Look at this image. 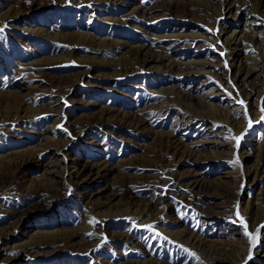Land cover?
I'll return each instance as SVG.
<instances>
[{
    "label": "rangeland",
    "instance_id": "obj_1",
    "mask_svg": "<svg viewBox=\"0 0 264 264\" xmlns=\"http://www.w3.org/2000/svg\"><path fill=\"white\" fill-rule=\"evenodd\" d=\"M218 1L0 0V115H30L0 122V175L28 159L3 175L0 264H212L214 250L224 264H264V0H238L237 17ZM82 38L94 42L75 49ZM140 47L163 56L145 65ZM103 111L109 124L72 131ZM129 116L145 125L121 124ZM169 138L193 157L167 156ZM161 157L179 171L151 168ZM176 173L234 192L198 203ZM25 185L66 193L45 206Z\"/></svg>",
    "mask_w": 264,
    "mask_h": 264
},
{
    "label": "bare ground",
    "instance_id": "obj_2",
    "mask_svg": "<svg viewBox=\"0 0 264 264\" xmlns=\"http://www.w3.org/2000/svg\"><path fill=\"white\" fill-rule=\"evenodd\" d=\"M32 2L34 1V0H31ZM86 1H89V0H86ZM229 1V2H228ZM228 1H226V0H219L218 1V4H216L217 5V7H216V9H220V10H223V9H227L226 11H228V13H227V15H229V16H231V15H234L235 17H237L238 15V13H239V10L240 9H238V8H240L239 6H240V4H239V2H238V0H228ZM40 4V3H39ZM242 6V5H241ZM23 8H25L26 9V7H23ZM153 8H155V6L153 7ZM29 9V8H28ZM151 8H149V10H150ZM159 9H161L162 11H164L165 13H170V12H172V6H170V5H166V4H163ZM138 10V9H137ZM136 10V11H137ZM158 10V9H157ZM153 12H154V9H153ZM160 12V11H159ZM236 12H237V14H236ZM139 13H140V11H139ZM184 13H187L189 16H194V14L195 13H191L189 10H188V8H186V10L184 11ZM235 13V14H234ZM162 14V13H161ZM140 16L142 17V18H148V17H150V12H141L140 13ZM158 17H162V15H154V16H152L151 18L152 19H156V18H158ZM141 18V19H142ZM150 18V19H151ZM94 42V40H87V39H84V38H82V39H80V41L78 40L77 41V43L76 44H74V45H72L74 48H75V46H77V47H80V46H83V45H87V44H92ZM155 42V41H154ZM235 43V42H234ZM233 43V44H234ZM74 48H72V49H74ZM76 49V48H75ZM133 56L138 60V58L141 56L142 57V59H143V64H145V65H147L149 62H153V61H158L159 62V60L162 58V56L163 55H161V54H156V53H154L153 51H151L150 49H146L145 47H140V48H138L136 51H135V53L133 54ZM165 58V57H164ZM172 66V65H171ZM177 69L178 70V68H180L177 64L176 65H173L172 67H170L169 69ZM172 71V70H171ZM253 73L252 72H250L249 70H246V69H241V70H239V73H238V75H239V80L241 81V82H244L249 76H251ZM71 79L72 80H74V79H82V75H75L73 78L71 77V78H69V79H67V80H61V82H63L64 81V83L62 84L63 86H58L59 88H60V90H63L62 92H63V95H68V94H70V90H68V92H65L64 93V89H67V88H70V87H72L73 85H75L74 83H76V80H74V81H72L71 82ZM79 80H78V82H79ZM8 104V103H7ZM9 107V106H8ZM10 112V111H9ZM111 113L109 112V111H103L102 113H101V117H100V119L99 120H95V121H90V122H88V123H82V124H75V123H73L74 124V126H73V128H72V131L74 132V133H76V134H79L78 132H79V130H77V129H75V125H77V126H80L81 128H85V127H87L88 125H91V124H103L104 125V123H108L109 124V122H110V120H112V118L113 117H109V115H110ZM30 117V115L28 114V112H27V109L26 108H24V106H22V105H20L19 107L18 106H16V108H15V110L12 112H10L8 115H5V116H3V115H0V122L2 121V123L3 122H5V121H8V120H19V119H27V118H29ZM153 117V116H152ZM117 118V117H116ZM144 118V117H143ZM146 121V120H145ZM145 121H144V119H142V117L140 118V116H133V117H128V119L127 120H125V119H122V122H121V124H123V125H125L126 127H128V128H134V129H140V128H142L144 125H145ZM6 125V124H5ZM102 125V126H103ZM94 126V125H93ZM78 128V127H77ZM79 129V128H78ZM172 138H169V139H167L165 142H164V148H165V152H166V155L167 156H170L172 159H175V158H177V159H179V160H181V161H184L185 159H190V158H192L193 156H192V154L190 153V152H187V151H183L184 153H182L181 151V149H180V145H177V143L176 142H173L172 140H171ZM163 148V149H164ZM28 164V159L27 160H21V161H18V162H14L13 164H11L10 166H8V167H5V168H3L2 170H4L3 172H2V174L3 175H5V174H8V173H13V174H11L10 176V178H9V180L11 179V178H14L15 177V175H16V173H18V172H20L21 170H22V168L24 167V166H26ZM151 168H157V170H161V171H164V173H166L167 171H169V170H171V169H173V168H178V166L177 165H175L173 162H169L168 160H167V157H161V158H158L156 161H154V166L153 167H151ZM100 171H98L97 172V176H104V173H105V171H106V167H102V168H100L99 169ZM176 170V169H175ZM178 171H179V168H178ZM6 172V173H5ZM16 172V173H15ZM177 172V171H176ZM169 173V172H168ZM3 175H0V189H1V187H3V185H4V182H6V181H9L8 180V177L6 178V176H3ZM167 175V177H172L174 180H176L177 181V183L181 186V187H183V188H185V189H187L189 192H191L192 193V195H194V197L196 198V200H197V202L198 203H202V202H200V199H202V196L203 195H205V196H208V197H211V196H213L214 197V195L213 194H215V195H217V197L219 198V199H227L228 197H229V195L231 194V193H233L234 192V189H232V190H230V189H218V188H214V187H211V186H204V185H202L200 182H199V180H195L194 182H191L189 179H188V176H185V175H182V174H180V173H176V174H166ZM160 179V177H155V176H149L147 179H146V181L144 182V183H151V181H158ZM161 180V179H160ZM169 181V180H168ZM167 181V182H168ZM166 182V183H167ZM141 183H143V182H141ZM164 183V182H163ZM166 183H164V184H166ZM134 184H138V183H133V182H131V181H125L123 184H120L119 185V190H121L122 191V193H123V195H127L128 197H129V199H130V204L131 205H133V203L134 204H137V200L135 199V197H134V194H133V191H132V189H131V187L134 185ZM141 185V184H140ZM113 186H114V184H113ZM179 186V187H180ZM116 187V186H115ZM142 187V186H141ZM150 188V187H149ZM176 188V187H175ZM174 188V189H175ZM154 189V188H153ZM21 192L24 194H26V195H30V194H28V193H30V192H34L33 194H35L34 196H37L39 199H40V202H41V204H48V205H50V203H52V201H53V199L54 198H57V197H61L64 193H66V190L64 189V187H60V186H57V188H55V187H53L52 189H46V188H42V187H33V188H31L30 189V187L28 188L26 185L24 186V187H21ZM115 190V189H114ZM119 190L117 191L116 190V192L113 194V196L112 197H116V196H118L119 195ZM2 192V191H1ZM27 192V193H26ZM137 192V191H136ZM161 192V191H160ZM159 193H157V195H158ZM136 195V194H135ZM163 196V195H162ZM183 196H184V194H183ZM187 196V195H186ZM157 197V196H156ZM160 197V196H159ZM182 197V196H181ZM189 198V197H188ZM190 199V198H189ZM188 200V199H187ZM158 201V200H157ZM154 202V201H153ZM153 202H151V201H148V202H146L144 205L146 206V209L147 210H149V211H151V210H155L154 208H155V204L153 203ZM186 202V201H185ZM192 203V202H191ZM197 204V203H196ZM46 206V205H45ZM103 205H101V206H97L96 208H100V207H102ZM157 206H158V204H157ZM192 206V205H191ZM184 207H185V205H184ZM196 208V207H195ZM198 208V207H197ZM199 209V208H198ZM201 209H203V208H201ZM206 209V208H205ZM204 210V209H203ZM202 210V212L204 213V215L205 216H212V215H216V214H218V212L214 209V208H211V207H209L208 208V210L207 211H203ZM187 211V210H186ZM5 212H7V211H5ZM158 213H160V212H158ZM11 215H16V213H12ZM196 215H197V213H196ZM6 216V215H5ZM204 216V217H205ZM179 219V218H178ZM180 221V220H179ZM204 221V220H203ZM112 236L114 237V235L112 234ZM75 237H79V233H77V234H75L74 235V238ZM128 239V238H127ZM126 239V240H127ZM130 240H132V239H130ZM136 241V240H135ZM130 243V242H129ZM41 245H43V246H51L50 245V243H44V244H41ZM40 245V246H41ZM139 245V244H138ZM135 246V245H134ZM140 246V245H139ZM32 247V246H31ZM144 247V246H143ZM146 248H148V247H146ZM30 249H32V248H30ZM144 249V248H143ZM28 250V249H27ZM88 249H86V251H87ZM85 251V252H86ZM144 251V250H143ZM24 252H26V250L24 251ZM149 254V253H148ZM145 255H147V254H145ZM212 255L214 256V258L212 259V264H214V262H216V263H219V264H224L225 262H227V261H225L223 258H218V253L217 252H215V250L213 251V253H212ZM128 264H160V263H157L156 261H153V260H148V261H146V262H139V263H137V262H129ZM162 264V263H161ZM165 264V263H164Z\"/></svg>",
    "mask_w": 264,
    "mask_h": 264
},
{
    "label": "snow or ice",
    "instance_id": "obj_3",
    "mask_svg": "<svg viewBox=\"0 0 264 264\" xmlns=\"http://www.w3.org/2000/svg\"><path fill=\"white\" fill-rule=\"evenodd\" d=\"M244 227L246 228L247 225L245 224ZM261 227H264V225H262ZM246 234L249 235V237H250L251 239H253V240L256 239V237H254L251 233H246Z\"/></svg>",
    "mask_w": 264,
    "mask_h": 264
}]
</instances>
